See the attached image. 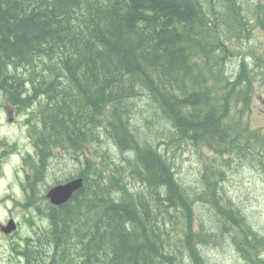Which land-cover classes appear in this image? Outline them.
<instances>
[{"label":"trees","instance_id":"1","mask_svg":"<svg viewBox=\"0 0 264 264\" xmlns=\"http://www.w3.org/2000/svg\"><path fill=\"white\" fill-rule=\"evenodd\" d=\"M252 6L0 0V91L23 113L34 147L24 158L23 206L46 222L31 227L16 258L211 264L208 249L227 247L243 264H264L260 226L223 188L240 166L264 181V127L247 116L264 66L235 54L252 22L264 25L262 5ZM167 145L211 156L186 183ZM66 159L76 172L60 163ZM54 171L68 174L55 183L83 179L60 205L43 191Z\"/></svg>","mask_w":264,"mask_h":264},{"label":"rangeland","instance_id":"2","mask_svg":"<svg viewBox=\"0 0 264 264\" xmlns=\"http://www.w3.org/2000/svg\"><path fill=\"white\" fill-rule=\"evenodd\" d=\"M248 2L250 5H254L251 8H254L260 3L264 13V0H240L243 6H246ZM245 9L249 10L250 7L247 6ZM247 14L249 18L253 17L249 11ZM251 32V36L248 39L246 38L243 43L245 45L244 48L236 50L239 52L235 53L238 54L237 56L244 54L249 59L251 50H257L261 48V45L264 46V28L257 21L252 22ZM256 52L261 57L264 55V50H257ZM262 59L260 58L259 61L264 66V57ZM262 71L264 73V70ZM254 87H256V90L252 95L247 116L251 127H264V82H260L257 79L255 80ZM23 119V113H18L16 109H11L10 113L3 111L2 117L0 118V137L4 136L9 141L17 144L16 148L12 150L13 153L10 156V160L6 161L7 163L3 166V171L0 172V197L7 194L4 191L5 187L12 181V187L9 189L11 192L10 200L7 198L8 200L5 204L4 201H0V222H4L7 217V210L9 209H5L6 206L10 207V213L13 217L16 216L20 222V226L12 234L13 241H20L21 237L28 235L30 225L27 219L33 224L41 223L35 215H31L30 211L23 206L24 192L22 190L21 180L30 169L28 164L23 162L22 157L29 156L27 155L28 151L32 152L31 138ZM168 145L167 147L169 151L171 150V155L173 149L175 152L173 161L176 167V175L184 181H187L186 183H191L197 174L201 161L205 157L207 160L210 158V152L208 150H202L200 152L201 156H199L193 146L189 148L181 146L178 149L177 147ZM60 163H67V165H70V168L66 167L76 172L75 161L66 159ZM257 172L245 166L229 170L225 176L226 180L223 183V188L230 197L237 201L239 206L244 210L243 213L249 216V220L254 225L257 224L260 226V231L264 235V181L258 175L259 172ZM66 175L65 173H55L54 171L52 176L45 180L50 185L54 183L53 181L56 177H64ZM196 207L200 208L199 205H196ZM201 207L202 211L207 214L206 206ZM2 236L0 233V264H22V261L15 257L13 250L10 249L6 239ZM219 252L216 253L215 250L208 249L207 253L211 255L213 260L211 264H220V262H224L225 264H243L237 255L227 247L224 251L219 250Z\"/></svg>","mask_w":264,"mask_h":264},{"label":"flooded vegetation","instance_id":"3","mask_svg":"<svg viewBox=\"0 0 264 264\" xmlns=\"http://www.w3.org/2000/svg\"><path fill=\"white\" fill-rule=\"evenodd\" d=\"M253 26V25H252ZM263 28H264V25L262 24ZM257 50H264V46L261 45V48L257 49ZM257 50H251L250 51V54H249V59L247 58V61H248V64L249 66H255V67H259L260 65H263L259 59L262 57H264V55L261 57L259 55H257L256 51ZM263 60V59H262ZM264 63V61H263ZM264 70V68H263ZM11 109H13L12 107V104L11 102L8 100V97L4 94H2V92L0 91V118L2 117V112L4 111L5 113H10L11 112ZM12 142L9 141L6 137L4 136H1L0 137V172L3 171V166L7 163L6 161L10 160V156L11 154L13 153L12 151ZM11 177H12V174H11ZM11 183H8V185H6L5 187V195H3V198L1 199V201H6V200H10V197H11V192L9 191V189L12 187V181H10ZM8 198V199H7ZM9 209L7 210V217L6 219L4 220V222H0V224H5L8 219L12 216V214L10 213V207L6 206L5 209ZM0 233L3 235L2 237L6 239L7 241V244L9 245L10 241L12 240V236L11 234H4V232H2L0 230Z\"/></svg>","mask_w":264,"mask_h":264},{"label":"water","instance_id":"4","mask_svg":"<svg viewBox=\"0 0 264 264\" xmlns=\"http://www.w3.org/2000/svg\"><path fill=\"white\" fill-rule=\"evenodd\" d=\"M82 185V178L77 177L69 180L64 184H56L50 187L46 196L50 199V201L54 204H61L65 202L72 193L77 190ZM15 227L14 222L12 220L9 221L6 227H3L4 230H11Z\"/></svg>","mask_w":264,"mask_h":264},{"label":"bare ground","instance_id":"5","mask_svg":"<svg viewBox=\"0 0 264 264\" xmlns=\"http://www.w3.org/2000/svg\"><path fill=\"white\" fill-rule=\"evenodd\" d=\"M34 209H37L36 207H34Z\"/></svg>","mask_w":264,"mask_h":264}]
</instances>
